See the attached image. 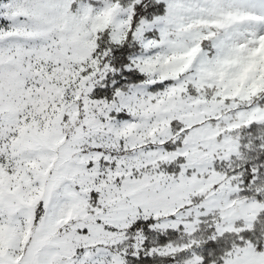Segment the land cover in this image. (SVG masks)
Masks as SVG:
<instances>
[{"label":"snow or ice","instance_id":"6c2138e0","mask_svg":"<svg viewBox=\"0 0 264 264\" xmlns=\"http://www.w3.org/2000/svg\"><path fill=\"white\" fill-rule=\"evenodd\" d=\"M0 264H264V0H0Z\"/></svg>","mask_w":264,"mask_h":264}]
</instances>
